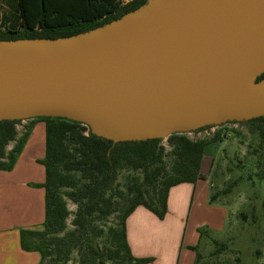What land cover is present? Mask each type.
Instances as JSON below:
<instances>
[{"label":"water","instance_id":"1","mask_svg":"<svg viewBox=\"0 0 264 264\" xmlns=\"http://www.w3.org/2000/svg\"><path fill=\"white\" fill-rule=\"evenodd\" d=\"M263 74L264 0H148L78 35L0 41V121L163 139L263 117Z\"/></svg>","mask_w":264,"mask_h":264},{"label":"trees","instance_id":"2","mask_svg":"<svg viewBox=\"0 0 264 264\" xmlns=\"http://www.w3.org/2000/svg\"><path fill=\"white\" fill-rule=\"evenodd\" d=\"M147 2L132 0L122 5L119 0H1L11 12L1 16L0 41L78 35L118 20ZM263 78L264 74L258 80ZM21 121H0V171L15 168L35 123H44L45 155L39 162L45 167V181L41 184L45 190V220L40 230L21 231L22 249L38 252L39 264H68L74 252L79 255V264L150 263L151 258H137L131 251L128 217L144 206L163 219L170 189L204 179L205 151L218 139L193 140L185 134H172L168 140L174 157L170 171L162 138L115 143L95 135L83 123L55 117L30 119L19 137L17 126ZM248 122L259 132L264 153V116ZM12 143L14 146L8 150ZM122 170L142 172V182L134 180L129 191L120 190L118 178ZM67 200L77 205L74 229L69 231L71 212ZM123 203L126 207L122 208ZM116 214V225L106 230L101 227L100 222ZM199 232L203 237L205 231ZM104 236L106 242L100 246L98 241ZM199 260L197 253L196 264Z\"/></svg>","mask_w":264,"mask_h":264},{"label":"rangeland","instance_id":"3","mask_svg":"<svg viewBox=\"0 0 264 264\" xmlns=\"http://www.w3.org/2000/svg\"><path fill=\"white\" fill-rule=\"evenodd\" d=\"M1 12L7 14L11 10L0 3ZM30 123V119H26L18 124L19 137ZM36 125L16 167L12 171H0V230L4 234L3 242H11V233L16 230L20 234L22 230H40L45 220V191L41 186L45 181V167L39 162L45 155V124L36 122ZM183 134L193 140H212L218 136L217 142L205 151L206 174H203L202 180L208 186L210 201L213 197L214 205L228 209L225 229L219 232L209 230L213 234L205 232L203 235L198 248L199 264H264V153L256 127L248 121L227 122ZM169 137H164L163 143L167 166L171 171L174 157ZM13 146L14 143L8 150ZM134 180L142 182L143 173L122 170L118 178L119 189L129 191ZM67 202L71 212L67 220L69 231L74 229L72 221L77 205L71 200ZM123 207L126 204L123 203ZM117 218V214L112 215L100 225L106 230L117 224ZM98 242L104 246L106 236ZM68 264H79L77 252L71 255Z\"/></svg>","mask_w":264,"mask_h":264},{"label":"crops","instance_id":"4","mask_svg":"<svg viewBox=\"0 0 264 264\" xmlns=\"http://www.w3.org/2000/svg\"><path fill=\"white\" fill-rule=\"evenodd\" d=\"M202 173L206 174L204 159ZM227 219L228 209L210 202L204 180L182 183L170 189L163 219L144 206L135 209L127 219V239L135 257L152 259L148 264H196L203 238L199 230L209 234H213L209 230L223 231ZM10 239L11 242H3L4 234L0 230V264L40 263L38 252L22 249L18 230L11 233Z\"/></svg>","mask_w":264,"mask_h":264},{"label":"built area","instance_id":"5","mask_svg":"<svg viewBox=\"0 0 264 264\" xmlns=\"http://www.w3.org/2000/svg\"><path fill=\"white\" fill-rule=\"evenodd\" d=\"M121 2L122 5H125L129 2H131L132 0H119Z\"/></svg>","mask_w":264,"mask_h":264},{"label":"flooded vegetation","instance_id":"6","mask_svg":"<svg viewBox=\"0 0 264 264\" xmlns=\"http://www.w3.org/2000/svg\"><path fill=\"white\" fill-rule=\"evenodd\" d=\"M0 3H1V0H0ZM3 12L0 13V22H1V16H2Z\"/></svg>","mask_w":264,"mask_h":264}]
</instances>
